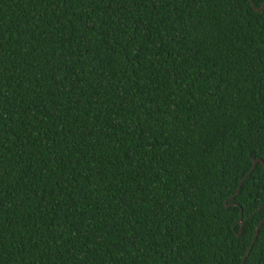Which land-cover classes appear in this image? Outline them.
<instances>
[{
    "label": "trees",
    "instance_id": "16d2710c",
    "mask_svg": "<svg viewBox=\"0 0 264 264\" xmlns=\"http://www.w3.org/2000/svg\"><path fill=\"white\" fill-rule=\"evenodd\" d=\"M252 2L0 0V264H264Z\"/></svg>",
    "mask_w": 264,
    "mask_h": 264
},
{
    "label": "water",
    "instance_id": "95a60500",
    "mask_svg": "<svg viewBox=\"0 0 264 264\" xmlns=\"http://www.w3.org/2000/svg\"><path fill=\"white\" fill-rule=\"evenodd\" d=\"M250 1H251L252 5L254 6L252 0H250ZM254 7H255V6H254ZM261 8H262V6H261ZM261 8H259L258 10H261ZM258 163L262 164V166L264 167V161H263V159H261V158H255V159H253V166H252V169H251V170L248 172V174H247V175L241 180V182H240V186H239L237 192L235 193V195H237V193L239 192V189H240V187H241V185H242L244 179H245L248 175H250V174L252 173V171L255 169V167L257 166ZM230 200H231V199H230ZM226 207H229V205L226 204ZM261 223H263V222H261ZM261 223H260V224L258 225V227H257V230H256L255 236H254V238H253V241L251 242L250 246L248 247V249H247V251H246V253H245L244 257H243V260H242L241 264H245V262H246V259H247L248 255H249V252H250L252 246L254 245V243H255V241H256V239H257L258 231H259V227L261 226ZM240 224H241V227H240V232L238 233V235H241L242 226H243V224H244V222L242 221V215H241V217H240Z\"/></svg>",
    "mask_w": 264,
    "mask_h": 264
}]
</instances>
